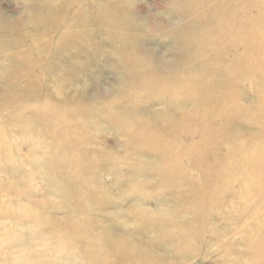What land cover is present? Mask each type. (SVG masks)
<instances>
[{
	"label": "rangeland",
	"instance_id": "1",
	"mask_svg": "<svg viewBox=\"0 0 264 264\" xmlns=\"http://www.w3.org/2000/svg\"><path fill=\"white\" fill-rule=\"evenodd\" d=\"M259 11L252 0H0V264H97L79 246L108 236L147 260L113 264H264V77L235 84L229 114L206 122L217 149L201 157L202 132L187 130L200 104L182 90L226 93L250 41L217 33ZM46 113L65 148L37 136ZM142 133L159 147L140 145ZM66 148L83 190L56 168Z\"/></svg>",
	"mask_w": 264,
	"mask_h": 264
},
{
	"label": "bare ground",
	"instance_id": "2",
	"mask_svg": "<svg viewBox=\"0 0 264 264\" xmlns=\"http://www.w3.org/2000/svg\"><path fill=\"white\" fill-rule=\"evenodd\" d=\"M246 1H249V0H246ZM252 1L254 4V9L257 11L260 10L257 15L253 16L249 13H245V15H244L245 19L243 21L242 20L240 21L239 19H237L235 17V15H234V17L231 15L226 20L228 22L223 24L227 28L221 32L217 31L218 32L217 37L219 38L221 44L223 42L232 43L233 41H236L237 39H240V38H248V40L250 41L249 46L246 48V50L244 52L245 54L243 56V59L246 61V64L241 65V66L235 65L233 67L232 76H231L232 78L230 80V83L228 85L226 93L222 96H219L218 98L216 97L215 99H211L210 101H208L205 99L201 100L202 98L199 97L200 94H212V93H214L213 92L214 90L212 89V87L208 86L204 81H198L197 83H193L192 85L190 84L191 86L185 85L187 87L184 89H182L183 87L180 88L184 91V95L187 99L200 104L199 108L192 115L188 116V120H192L194 123L191 122L187 126V130H189V131L198 130V131L202 132V139L203 140L199 143V145L197 144L198 146H196L195 150L193 151L194 153H196L195 155H197V156L201 157L202 155H205V154L208 155L212 151H216V149H217L216 147L218 145V141L220 140V138L217 135L211 133L212 131L207 130L209 127H207L206 122L209 121L211 118L215 117V115H217V114L219 115V113H221V112L224 115L229 114V112H228L229 109L227 107L228 98L236 93L235 84L241 80H249V79L252 80V75H254L255 73H257V74L262 73V76L264 77V11H261V7H260V3H263L264 0H252ZM254 21H257V22L255 23ZM241 61H243V60H241ZM257 83L258 84L256 85L255 92L258 95H260V94L264 95V94H262L264 92V84L262 83V81H259ZM178 88L179 87H177V90H178ZM174 92L176 93V91H174V90H172L170 92V95L172 96V98L176 97V96H174ZM177 94L179 95L180 93L178 92ZM240 111H241V113L243 112L242 107H241ZM35 112L38 113V116H39V114L42 113V109L41 108H35L34 113ZM49 112H51V111H49ZM16 113H17V115H21V112L19 110ZM258 113L261 114V113H263V111L259 110ZM43 114H45V112ZM44 118L47 120L48 126L46 128H44L43 131H40L41 133L38 132V135L36 133V135L40 136L41 140H42V138L46 139V137H47V138H49V140H53V143L55 142L56 144H59L60 146L63 145L65 148L66 144H67V142H66L67 137H66V139L63 138L65 141L63 139H58V141H57L56 138L54 137L55 133L63 131L58 118L53 114H51V115L47 114V116H45ZM34 119L33 120H32V118L29 120L26 119L27 123H25V122L24 123L29 124V125H33L38 120V119L36 120V118H34ZM19 120H20V118H19ZM22 126H23V124H22ZM37 127L39 128V126H37ZM33 130H35V129H33ZM137 136H138V140H139L140 145H143V147H147L149 149H154V148L159 147V145H160L156 139H153L152 136L149 135V133H142V134H138ZM35 138L39 140V137L37 138L35 136ZM34 141H35V139H34ZM253 142H254V140L252 141V143ZM257 142H260V141H258V139H257ZM261 143H262V141H261ZM38 146H39V144H38ZM60 146L57 145V147H60ZM236 149H237V147H229L227 150V153L232 155V153H234L233 150H236ZM240 149L241 148H239V150ZM257 149H258V147H257ZM241 150H244V149H241ZM63 151H64L63 154L57 153L56 157L54 155V158L56 159V164L58 165V167H56L59 170L58 172H60L59 167H61L62 169L67 168V170L65 172L61 171L60 173L62 174V172H64L65 178H66L65 175H67V176L69 175V177H68L69 180H70V178H72L74 181L76 180L77 183L79 184V186L82 187V190L85 189L84 188L85 187V181L81 180L77 176L76 170H78V169L71 167L72 165L75 164L74 160L72 159L71 150L66 148ZM241 152H243V151H241ZM238 154H240V153H238ZM46 155H47V153H46ZM258 155H259V153H258ZM45 157H44V159H45ZM229 157L227 155V158L224 157L222 159V157H218V156L216 158L217 159L221 158L220 160L221 161L223 160V163H225ZM212 159H213V161H215L214 157H212ZM44 162H45V160H44ZM168 162L169 163L165 162L166 163L165 164V166H166L165 171L173 172V170L178 169V166L175 163L174 159H172ZM45 168H48V167H45ZM51 168L54 172L55 167L53 166ZM42 169L44 170V168H42ZM48 169H46V170H48ZM203 169L206 170V168H203ZM207 170L209 173L208 176H210V177L213 176V173L211 172L209 166H207ZM49 171H50V169H49ZM213 171H215L214 168H213ZM47 172H46V174H47ZM50 173H52V171ZM52 175H53V173H52ZM61 177H63V176L61 175ZM210 177H208V178H210ZM211 179H215V177L213 176V177H211ZM73 188H75V187H73ZM77 188H79V187H77ZM68 191H69L68 194L73 195L75 198V196H77L76 193L79 190L74 189L72 191H70V190H68ZM65 192H67V190ZM187 200L189 201L191 206H193L195 208H200V209L203 208V204L205 203L204 199H200L198 197H196V198L192 197V198L187 199ZM92 205H93L92 201L87 202L84 205H79V207L77 208V212L81 213L87 209H91ZM98 231H99V228H98ZM108 237H107V240L105 243H102L98 246H97V242L94 240V238L91 237V238H89L88 242H85L86 244L85 243L81 244L82 246H79V248L82 251L85 250L87 252V254L92 258V261H94L97 264H113V262L116 260H119L122 262L127 261V260H129L131 262L132 261L136 262V261H138V259H140V260L143 259V261H145V262L147 261L145 259V250L144 249H142L138 246L124 247L123 242L118 241V240H114L113 238H111V237L108 238ZM100 249L102 251H106V250L112 251V254L114 256L113 257L109 256V259H107V257L100 258L99 257L100 252H101V251H99ZM102 253H104V252H101V254ZM136 263H141V262H136Z\"/></svg>",
	"mask_w": 264,
	"mask_h": 264
}]
</instances>
